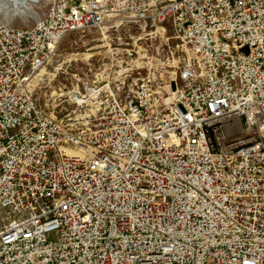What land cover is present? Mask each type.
Masks as SVG:
<instances>
[{"label":"built area","instance_id":"built-area-1","mask_svg":"<svg viewBox=\"0 0 264 264\" xmlns=\"http://www.w3.org/2000/svg\"><path fill=\"white\" fill-rule=\"evenodd\" d=\"M126 20L186 49L169 101L136 78L43 109L62 40ZM0 264H264V0H54L25 28L0 11Z\"/></svg>","mask_w":264,"mask_h":264},{"label":"rangeland","instance_id":"rangeland-1","mask_svg":"<svg viewBox=\"0 0 264 264\" xmlns=\"http://www.w3.org/2000/svg\"><path fill=\"white\" fill-rule=\"evenodd\" d=\"M40 1L32 14L15 15L6 9L7 14L2 12V17L15 28L33 26L37 19L46 16L51 5L48 0ZM13 8L11 3L10 10ZM163 27L149 28L126 20L121 28L66 36L33 84L34 98L48 113L53 112L60 118L68 114L75 116L77 104L71 92L83 93L84 89L103 85L112 89L141 78L149 79L153 90L162 92L167 99L168 85L176 80L187 51L173 38L172 29ZM90 54L92 57L87 56ZM241 128L232 130L230 138L243 136Z\"/></svg>","mask_w":264,"mask_h":264},{"label":"bare ground","instance_id":"bare-ground-1","mask_svg":"<svg viewBox=\"0 0 264 264\" xmlns=\"http://www.w3.org/2000/svg\"><path fill=\"white\" fill-rule=\"evenodd\" d=\"M53 2H54V0H48V3L52 4ZM11 3H13L15 8L10 10V4ZM39 3H41L40 0H0V11L5 12V15L7 14L6 9H7V11H13V13L15 15L26 14L27 12L32 14L34 6L39 5ZM40 20H42V19H37L36 23L39 22ZM87 56L92 57L91 54L87 55ZM43 70L40 73H43L44 72ZM40 73L38 75H40ZM38 75L34 79V84H36V79H37ZM173 81H175V80H173ZM166 101L168 102L169 99L167 98Z\"/></svg>","mask_w":264,"mask_h":264},{"label":"water","instance_id":"water-1","mask_svg":"<svg viewBox=\"0 0 264 264\" xmlns=\"http://www.w3.org/2000/svg\"><path fill=\"white\" fill-rule=\"evenodd\" d=\"M171 87H172V90H173V91L176 90V82H175V81H173V82L171 83Z\"/></svg>","mask_w":264,"mask_h":264}]
</instances>
